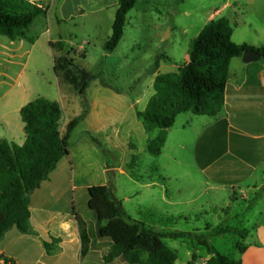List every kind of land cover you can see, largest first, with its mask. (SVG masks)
<instances>
[{
    "label": "rangeland",
    "instance_id": "374dc122",
    "mask_svg": "<svg viewBox=\"0 0 264 264\" xmlns=\"http://www.w3.org/2000/svg\"><path fill=\"white\" fill-rule=\"evenodd\" d=\"M68 1L71 7L75 5L77 9L80 6L86 13L78 15L75 13L77 10L72 11V8L60 11L63 0H53L49 15L39 17L29 30L31 36L40 37L44 33L32 53H24L32 44L27 40L25 47L19 50L18 40L12 41L0 35V74L5 75L3 81L17 90L29 89L33 100L39 96L59 100L63 106V136L72 120L79 114L80 118L86 115L88 105L93 110L94 104L103 96L107 99V91H116L117 101H122L116 106L115 115L101 109L107 132L98 133L90 127L91 121L86 120L79 121L71 133L68 141L70 155L59 164V188L68 202L59 207L70 214L90 215L89 195L85 188L106 182L133 219L158 229L207 235L219 252L236 256L242 239L237 234L217 235V229L223 226L239 229L247 226L252 229L251 226L258 220L251 211L245 212L249 203L235 207L242 210L238 217H234L232 212L228 215L219 212L218 208L229 202L226 193L213 194L193 161L194 142L203 129V122L211 117L192 113L179 115L167 148L160 156H152L146 151L147 142L157 136L159 130L149 133L136 113L144 110L155 94L157 74L176 72L177 67L184 64L192 40L209 18H228L235 32V41L245 38L248 42L264 44V0H255L252 8L246 6L243 0L221 15L216 10H221L225 2L233 4L235 0H141L128 14L125 34L119 46L109 53L104 46L112 34L117 7L104 11L99 9L104 4H112L113 0ZM40 2L48 4L49 0ZM70 16L75 17L70 19ZM61 17H65L66 21H61ZM252 23L254 27L250 28ZM48 27L50 31L46 32ZM49 39L63 40L67 49H73L70 57L75 59L76 64L95 76L89 92L82 95L71 84L57 77L54 57L60 56L61 52L55 49L51 54ZM169 58L172 62L162 63ZM157 59H161L163 66L160 71L156 67ZM108 99L106 102H109ZM130 100H133L134 109ZM2 104L0 99V115L3 113ZM99 109L97 104L94 111ZM20 115L16 111L11 113L12 127L17 132L14 136L19 137L23 136ZM14 142L19 143L18 138ZM135 155L142 161L140 170L136 169L138 174L146 177L147 170L155 165L169 179L167 188L164 187L175 197L176 206L167 203L166 190L159 183L150 186L147 179L138 181L131 177L128 166ZM146 209L157 211L155 213L159 215H155L159 219L151 216ZM160 219L168 222H161ZM95 232L93 228L94 249L98 252L89 255L88 260L90 264H107L103 261L109 253L107 242L99 240ZM164 242L177 251L175 264H201L198 258L205 254L202 247L195 254L188 241L165 239ZM80 256L74 258L71 254L67 264H82ZM116 264L128 263L119 260Z\"/></svg>",
    "mask_w": 264,
    "mask_h": 264
},
{
    "label": "trees",
    "instance_id": "16d2710c",
    "mask_svg": "<svg viewBox=\"0 0 264 264\" xmlns=\"http://www.w3.org/2000/svg\"><path fill=\"white\" fill-rule=\"evenodd\" d=\"M141 0H119L112 26V34L104 49L113 52L124 37L128 14ZM49 4L30 0H0V35L12 41L27 40L35 43L38 36L29 30L41 16H47ZM234 29L226 17L209 21L191 42L188 61L177 72L159 73L155 77V94L144 111H137L138 118L149 133L159 130L150 138L146 151L152 156L163 153L168 130L173 128L179 115L192 113L198 116L217 117L224 108L230 65L234 58H242L247 51H256L264 61V45L254 47L233 42ZM50 46L61 52L54 59V72L65 83L71 84L80 94H85L95 76L78 66L71 58L73 49H67L63 40L50 42ZM85 57V55H82ZM157 59L156 67H160ZM63 117L57 101L38 97L21 110L25 125L26 141L23 146L0 140V241L16 227L21 233L32 232L29 198L32 192L48 180L58 163L70 155L69 138L81 118L72 120L67 133L62 135L60 122ZM142 161L133 156L128 168L133 179H147L150 184L168 186L169 179L158 166H151L146 177L138 174ZM88 207L98 221L97 235L110 243L107 264L117 259L128 264H175L177 251L169 248L165 239L185 240L192 249L202 247L210 255L206 264H241L230 256L219 252L207 235L190 232L155 230L145 222L133 219L113 194L109 185L91 186L87 189ZM161 220V219H160ZM83 242L87 239L83 222L78 217ZM161 222H168L164 219ZM217 235L237 234L246 240L249 232L233 226L217 229ZM49 254L59 251V242L44 243ZM240 252L245 248L238 244ZM195 258L196 255L194 254ZM5 264H17L5 259Z\"/></svg>",
    "mask_w": 264,
    "mask_h": 264
},
{
    "label": "crops",
    "instance_id": "0c3cea01",
    "mask_svg": "<svg viewBox=\"0 0 264 264\" xmlns=\"http://www.w3.org/2000/svg\"><path fill=\"white\" fill-rule=\"evenodd\" d=\"M97 1L102 2L104 0ZM244 1L246 6L251 8L252 6L254 7L255 0ZM118 2L119 0H113L112 4H104L99 10L104 11L106 9H110L111 7H117ZM242 2L243 0H235L233 4L225 2L222 9L216 11H218V15H221L224 10L231 6H235L236 4L239 5ZM48 4L50 8L47 16L52 8L53 0H49ZM68 8H72V11L77 10L75 13L78 15L86 13V10L81 9L80 6L76 9L75 5L72 7L70 6V1L63 0L62 4H60V11L64 12V10L66 11ZM70 17V19H73L75 16ZM65 19V17H61L60 20L66 21ZM209 19V21H211L215 18ZM249 26L250 28H253L254 23ZM49 31L50 28L48 27L46 32ZM43 34L44 33H42L40 37L36 39V42L31 44L30 49L26 50L24 53H32ZM234 35L235 32L233 34V38ZM244 39L240 41H235L233 39V42L237 45L248 44L254 47L264 45L259 44L261 42H248V40ZM57 41L60 40L49 39V46L50 42ZM18 42L20 45L17 49L21 50L22 47H25V40H18ZM53 51L54 49L51 47V54ZM53 56L55 55L53 54ZM188 59L189 57L187 56L185 62H187ZM170 62H172L171 58L167 61H163L162 63ZM162 63L160 64L159 71L163 69ZM180 66H178L177 69H179ZM4 77L5 75L1 73L0 99L3 101L1 106L3 113L0 115V140H6L10 144L23 146L26 141V134L24 130L25 125L23 123V125L20 126L23 129V136H14L16 131L12 127L13 123L11 122V113H15L16 111L21 114L22 108L32 102L33 99L29 96V89L22 88L17 90L15 89V86L3 81ZM89 87L86 93L89 92ZM107 92L109 95L107 97V99L109 98V102H106L107 99L103 96L99 102L94 104L93 110H91V107L88 105V112L80 120L82 122H85L86 120L88 122L91 121L90 127L98 133L101 131L107 132L108 130V128L105 127V119L102 117L101 109H107L105 111L108 114L115 115L116 106L122 102L117 101L118 93L116 94V91L115 93H112L111 91ZM53 101L59 102V100ZM130 101L131 107H133V100ZM97 104L100 109L98 112H95L94 110L97 107ZM110 107L112 108V111L110 110ZM61 108H63V106ZM77 118H80V114ZM63 124L64 122L61 120V133ZM173 128L168 130L167 141L163 151L167 148L170 135L171 133L173 134ZM17 138L19 143L14 142ZM149 140L150 138L148 141ZM179 146L181 147V144ZM192 156L198 170L205 177V184L208 189L215 195L223 192L226 193V197L229 202L226 206L218 208L219 212H223L225 215L232 212L235 215L234 217H238L239 214L242 213V210L240 211L235 207H241L243 204L249 203L250 206L248 209H245V212L248 213L251 211L254 213L255 219L258 220L257 222H254L253 226H251L252 229H249L247 226H244L241 229L249 232L247 239L245 241L242 240L241 243L245 248V251L243 253L240 252L237 246V255L232 258L241 264H264L263 60L244 63L242 58L232 59L229 79L226 87L224 108L217 117H211V119L203 122V129L199 133L193 145ZM60 162L58 163L56 169L50 174L48 180L44 181L40 187L30 195L29 207L31 212L30 224L32 232L24 234L16 227H13L0 241V264H5L6 258L16 261L17 264H67L71 254L74 258L80 254L82 264H90L91 262L88 260V256L98 252L94 249L95 239L92 238L93 228L94 231H96V237L103 242H107V247L110 249V243L100 239L97 235L98 221L94 215L91 213H89L90 215H81L77 213L70 214V212L63 211L59 207L62 206L63 203L67 205L68 202L66 196L62 194V191L59 188ZM66 169L65 171L68 170ZM101 185H107V183L104 182ZM149 185L156 186L158 183ZM160 185L166 190L165 193L168 201L167 203L171 204L173 207L176 206L178 202L173 200L175 197L169 193L164 185ZM89 187L91 186L84 188L87 190ZM223 202H225V200H223ZM146 210L151 216H154L155 214L159 215L155 213L157 211L154 212L151 209ZM180 213L181 212H179V214ZM78 217L81 218L83 227L86 230L87 239H85V242H83L82 239ZM146 224L158 231L168 229H158L156 226L149 225L148 223ZM208 228L209 226L207 229ZM55 240L59 242L60 249L55 254H49L44 246V243L47 242L49 244H54ZM198 250L199 249H193L192 253L197 254ZM209 258L210 255L205 252V254L200 256L198 259H200L201 264H206ZM117 261H119V259H117ZM116 262L114 264H116Z\"/></svg>",
    "mask_w": 264,
    "mask_h": 264
},
{
    "label": "water",
    "instance_id": "95a60500",
    "mask_svg": "<svg viewBox=\"0 0 264 264\" xmlns=\"http://www.w3.org/2000/svg\"><path fill=\"white\" fill-rule=\"evenodd\" d=\"M260 60H262V55L256 51H247L242 56V61L244 63L257 62Z\"/></svg>",
    "mask_w": 264,
    "mask_h": 264
},
{
    "label": "built area",
    "instance_id": "2783aa9c",
    "mask_svg": "<svg viewBox=\"0 0 264 264\" xmlns=\"http://www.w3.org/2000/svg\"><path fill=\"white\" fill-rule=\"evenodd\" d=\"M32 1H34V2H39V1H42V0H32Z\"/></svg>",
    "mask_w": 264,
    "mask_h": 264
}]
</instances>
